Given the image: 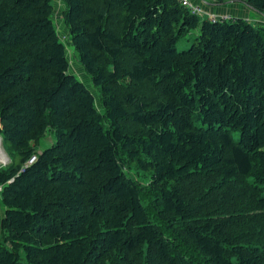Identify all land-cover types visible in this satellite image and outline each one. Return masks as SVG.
I'll return each instance as SVG.
<instances>
[{"label":"trees","instance_id":"obj_1","mask_svg":"<svg viewBox=\"0 0 264 264\" xmlns=\"http://www.w3.org/2000/svg\"><path fill=\"white\" fill-rule=\"evenodd\" d=\"M61 1L101 107L55 0H0V264H264V25Z\"/></svg>","mask_w":264,"mask_h":264},{"label":"rangeland","instance_id":"obj_2","mask_svg":"<svg viewBox=\"0 0 264 264\" xmlns=\"http://www.w3.org/2000/svg\"><path fill=\"white\" fill-rule=\"evenodd\" d=\"M54 7H55V12L53 15V21L54 23H56V27L58 29L60 38L67 46V55L69 56V60L71 62L70 70L85 86H88V88L92 91V93L94 94L96 98L97 105L100 109L101 105L99 101V92L92 85L90 76L85 72V70H83L82 66L79 64L77 55L74 52V48L70 45V43H68V39H67L68 29L66 28V25L64 23V17H63L65 7L61 0H55ZM252 15L253 13L251 14V16ZM214 16L217 18L237 17L236 15L233 16L229 14H219V16L217 15H214ZM260 22H261L260 23L261 25H264V18H261ZM197 34H198V31L196 30L195 32H191L189 34H186V36L182 37L177 45V50L181 52L185 49H188L192 45V43L195 41L196 37L198 36ZM54 143H55L54 135L51 134V132L50 133L48 132L47 137L43 141L40 142L38 151H41L44 148L51 147ZM0 145H1L0 147L2 148L3 147L2 139H0ZM2 160H5V162ZM7 161H8L7 158L4 159V158H1L0 156V166L3 167L5 163H7Z\"/></svg>","mask_w":264,"mask_h":264},{"label":"crops","instance_id":"obj_3","mask_svg":"<svg viewBox=\"0 0 264 264\" xmlns=\"http://www.w3.org/2000/svg\"><path fill=\"white\" fill-rule=\"evenodd\" d=\"M190 1L194 4L203 5L202 0H190ZM203 9L207 15H212V14L217 16H219V14H229L233 16L236 15L237 17L240 18L244 17L257 25L261 23L260 19L264 18L263 14H258L254 12L251 8H249L247 5L245 6L244 3L241 4L239 2H235L234 0H230L227 2V4L219 5V6L216 3L211 2L208 3V5H203ZM252 13L253 15L251 16ZM1 137L2 136H0V138ZM1 158L5 159L6 157L1 156ZM2 161L5 162V160Z\"/></svg>","mask_w":264,"mask_h":264},{"label":"built area","instance_id":"obj_4","mask_svg":"<svg viewBox=\"0 0 264 264\" xmlns=\"http://www.w3.org/2000/svg\"><path fill=\"white\" fill-rule=\"evenodd\" d=\"M181 3H183L193 14H197V15H205V11L203 9V5H208V3L213 2V0H202L203 5H198V4H194L192 3L190 0H178ZM209 18H217L214 15H210ZM37 160L36 156H33L28 164H33L35 161Z\"/></svg>","mask_w":264,"mask_h":264},{"label":"bare ground","instance_id":"obj_5","mask_svg":"<svg viewBox=\"0 0 264 264\" xmlns=\"http://www.w3.org/2000/svg\"><path fill=\"white\" fill-rule=\"evenodd\" d=\"M0 139H1V138H0ZM0 148H1V147H0ZM3 149H4L3 147L0 149V155L3 156V157H6L7 160H8V157H9V156L7 157V155H6L7 152L5 153Z\"/></svg>","mask_w":264,"mask_h":264},{"label":"water","instance_id":"obj_6","mask_svg":"<svg viewBox=\"0 0 264 264\" xmlns=\"http://www.w3.org/2000/svg\"><path fill=\"white\" fill-rule=\"evenodd\" d=\"M264 15V14H263ZM1 139L3 140V138L1 137ZM4 150V149H3ZM4 152H5V150H4ZM6 153V152H5ZM6 155H7V157H8V154L6 153ZM10 161V157H8V161H7V163H5V165L4 166H6L7 164H8V162Z\"/></svg>","mask_w":264,"mask_h":264}]
</instances>
